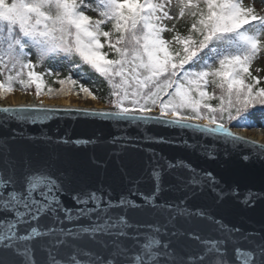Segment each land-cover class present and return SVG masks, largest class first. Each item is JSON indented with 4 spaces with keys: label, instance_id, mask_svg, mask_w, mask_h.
Here are the masks:
<instances>
[{
    "label": "snow or ice",
    "instance_id": "snow-or-ice-1",
    "mask_svg": "<svg viewBox=\"0 0 264 264\" xmlns=\"http://www.w3.org/2000/svg\"><path fill=\"white\" fill-rule=\"evenodd\" d=\"M171 4L0 0V98L17 86L34 87L39 97L45 73L35 69L45 61H67L70 70L86 65L107 82L114 111H74L136 126L163 122L191 128L225 145L226 155L229 145H244L264 161V144L228 127L233 121L255 127L252 110L264 112L262 78L250 70L264 51V15L243 0H176L178 18H190L183 35L163 23L173 19L166 10ZM165 32L174 34L165 39ZM54 82L61 85L60 95L71 94L68 86L77 84L70 76ZM54 91L47 87L43 94ZM79 91L98 99L83 85ZM35 107L0 108V264H264V220L259 229H249L228 222L220 211L234 197L246 209L264 203V189L241 197L236 189L226 190L213 171L152 148L133 164L126 157L139 147L132 143L138 137L128 135L106 142L107 160H91L101 169L108 160L116 164L119 195L111 184L80 186L54 154L40 156L16 146L25 133L10 129L11 123L48 120L55 111L43 106L31 111ZM155 110L158 115H152ZM144 139L173 144L163 137ZM40 140L53 143L46 134ZM54 143L87 148L98 141ZM183 147L197 146L185 140ZM199 147L207 161L218 160L214 147Z\"/></svg>",
    "mask_w": 264,
    "mask_h": 264
},
{
    "label": "water",
    "instance_id": "water-1",
    "mask_svg": "<svg viewBox=\"0 0 264 264\" xmlns=\"http://www.w3.org/2000/svg\"><path fill=\"white\" fill-rule=\"evenodd\" d=\"M24 105H35L31 111H38L43 106L47 109H54L50 112V119L38 120L36 123H25L19 125L11 123L10 129L17 132L25 133V138L16 142V146L32 152L39 153L40 156L54 154L57 164L67 168L72 174L76 183L80 186L97 187L99 184H111L114 189V195H119L121 191L120 175L117 172V166L111 160H108L107 167L101 169L91 163L92 157L104 161L107 160L106 142L113 136H132V143L138 145L136 149L129 150L126 160L138 164L141 157H145L147 153L145 149L152 148L157 152H161L165 156L187 157L193 164L207 168L213 171L217 179L225 185L226 190L236 189L242 197L248 191L259 192L264 189V161H261L252 154L250 148L240 145L233 149L228 146V155L225 154V145L216 142L210 136L203 133L194 132L191 128H180L170 126L165 123L160 124H141L136 126L125 122L110 121L100 116L85 114L83 111H74L77 109L92 111H114L111 107H94L71 104H46L35 102L32 104L19 105H0V108L9 107L16 108ZM73 110V111H66ZM3 113H0V131L3 126ZM152 115H158L155 110ZM203 123V121H199ZM229 127V126H228ZM230 128V127H229ZM234 135L243 136L247 140H254L248 136H244L230 128ZM52 137L53 143L47 144L40 140L43 135ZM27 137L36 138L30 141ZM145 137H152L159 140L161 137L172 140L173 144H158L152 141H146ZM64 138L69 140L77 139H96V146L76 147L74 145L56 146L55 141ZM3 136L0 135V140ZM188 141L189 144L196 145L195 149H186L183 142ZM258 144H264L254 140ZM199 145H207L214 147L219 153L218 160L207 161L200 155L202 151ZM244 156H249V160H244ZM65 204L69 207L72 202L64 197ZM210 203V201H209ZM226 220L232 224H239L245 228L259 229L261 221L264 220V203H257L254 208L246 209L237 198H231L227 201L223 209Z\"/></svg>",
    "mask_w": 264,
    "mask_h": 264
},
{
    "label": "trees",
    "instance_id": "trees-1",
    "mask_svg": "<svg viewBox=\"0 0 264 264\" xmlns=\"http://www.w3.org/2000/svg\"><path fill=\"white\" fill-rule=\"evenodd\" d=\"M243 3L246 6H255V10L257 12L258 15H264V0H243ZM175 4H176V0H175ZM177 10H176V18L173 20V22L167 26L168 28H175L176 32H179L180 34L186 35L188 32V28L190 26V18L189 17H184V18H178V7L176 6ZM90 16H93V18H96V13L89 11L87 13ZM174 33L173 32H165L164 38L165 39H171L172 35ZM105 50H107V48L105 47ZM264 56V51H261L258 54V57L256 60H258L261 56ZM108 58H112L111 54H109ZM31 59L33 62L36 61V56L33 54L31 56ZM254 60V62L256 61ZM75 63H78V61H74ZM253 62V63H254ZM252 63V65H253ZM252 65L250 70L252 71ZM187 67V66H186ZM35 71L39 72V73H45L43 75V80L45 83V87L42 89V94L41 95H45L43 93L47 92V87H51L54 90V93L52 95H46L47 97H58L59 94H57L58 90L61 88V85L59 83H55L54 81H56L57 79H65L67 77H71L72 79L77 81V84L75 86H68V87H72L73 91L71 92L72 94L75 95H80L82 94V92L79 91L80 85H83L84 87L88 88L94 96L98 97V101L104 103V104H110L109 100H110V96H109V86L107 84V82L104 80L103 77L99 76L98 73H95L94 70H92L91 68H89L86 65H82L79 69H69L68 66V62L67 61H62V60H49V61H45L41 66L37 67L35 69ZM50 71L53 73V75H47L46 73ZM55 73H59V76L57 77L55 75ZM253 75L258 76L255 72H253ZM261 78V77H260ZM3 79V76H0V80ZM262 87H264V78L261 79V85ZM16 90H21L19 88V86L16 87ZM207 91L212 92L213 89L211 86H209L207 89ZM23 91V90H21ZM24 92H33L35 93V88H31L27 91ZM212 104H216L217 101L213 100L210 101ZM254 112H258L261 113V115H264V112L258 111V110H252V113ZM262 119V124L261 126H264V118L261 117ZM251 120L252 122L258 126V124L254 121L253 117L251 116ZM236 122L233 121L231 123L232 127H237L235 126ZM255 126V127H256ZM239 128H245V127H239ZM252 128V127H249Z\"/></svg>",
    "mask_w": 264,
    "mask_h": 264
},
{
    "label": "rangeland",
    "instance_id": "rangeland-1",
    "mask_svg": "<svg viewBox=\"0 0 264 264\" xmlns=\"http://www.w3.org/2000/svg\"><path fill=\"white\" fill-rule=\"evenodd\" d=\"M169 11L170 15L173 17V19L171 20H165L163 23L166 26H169L173 20L176 18V4H175V0H172V4L166 9ZM259 69V70H258ZM252 71L255 72L258 76H260L261 78H264V56L262 55L258 60H256L253 65H252ZM15 91H19L25 94H33L34 95V99L35 102H40V103H46V104H58V103H49L51 101H55L59 98H64V97H68L69 99V104L71 105H83V106H96V103H101L102 107H111V104H104L100 101H98L97 99H92L91 97H85V94L82 93L80 95H75V94H69V95H58V97H47L46 95H40L39 97L36 96V93L33 92H24L21 90H15ZM13 91L10 94H7L6 96L0 98V105H19V104H26L24 101L21 100V102H11L10 101V96L15 92ZM253 119L258 123L261 124V117L264 118V115H261V113H254L253 114ZM231 129L237 131V130H260L263 131L264 127H260V128H239V127H232L231 124L228 125ZM263 141H261L262 143H264V138L262 139Z\"/></svg>",
    "mask_w": 264,
    "mask_h": 264
},
{
    "label": "bare ground",
    "instance_id": "bare-ground-1",
    "mask_svg": "<svg viewBox=\"0 0 264 264\" xmlns=\"http://www.w3.org/2000/svg\"><path fill=\"white\" fill-rule=\"evenodd\" d=\"M34 99V95L29 93V94H25V93H22V92H19V91H15L11 96H10V101L11 102H21L24 101L26 104H32V103H35V100ZM49 103H58V104H69V99L68 97H64V98H59L55 101H51ZM95 107H102V104L101 103H96V106ZM238 133L244 135V136H248L254 140H257V141H263L262 139L264 138V130L263 131H260V130H247V129H244V130H237Z\"/></svg>",
    "mask_w": 264,
    "mask_h": 264
}]
</instances>
